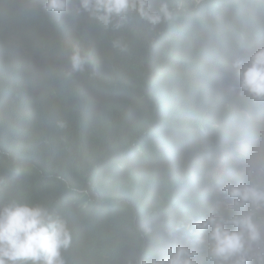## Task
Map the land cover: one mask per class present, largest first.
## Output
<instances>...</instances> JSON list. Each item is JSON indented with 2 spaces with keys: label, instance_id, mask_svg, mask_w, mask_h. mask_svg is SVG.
I'll list each match as a JSON object with an SVG mask.
<instances>
[{
  "label": "trees",
  "instance_id": "1",
  "mask_svg": "<svg viewBox=\"0 0 264 264\" xmlns=\"http://www.w3.org/2000/svg\"><path fill=\"white\" fill-rule=\"evenodd\" d=\"M239 1L255 3L166 0L170 19L130 13L116 28L79 0L61 13L47 0H0V205L18 198L62 219L65 264H142L169 245L196 248L177 225L228 201L219 188L243 166L250 134L238 73L190 85L168 66L173 45L211 33L225 61L246 63L252 51L228 47L219 24L243 17ZM73 51L86 61L79 70ZM254 111L264 118V103Z\"/></svg>",
  "mask_w": 264,
  "mask_h": 264
},
{
  "label": "clouds",
  "instance_id": "2",
  "mask_svg": "<svg viewBox=\"0 0 264 264\" xmlns=\"http://www.w3.org/2000/svg\"><path fill=\"white\" fill-rule=\"evenodd\" d=\"M252 1L254 5L239 1L243 17H224L219 23L228 47L244 50L245 55L252 51L246 63L240 59L225 61L212 33L183 39L172 46L173 62L168 70L178 77L188 76L190 85L238 73L239 88L246 95L249 108L250 134L239 150L243 166L237 169L235 179L219 188L228 201L222 207L210 206L205 214L177 225V230L197 236L198 246L169 245L163 256L149 254L142 264H264V118L257 117L254 111L255 105L264 103V0ZM79 2L104 27L113 25V21L114 27H121L130 13L152 25L172 15L166 0H161L158 9L151 7L150 0ZM47 8L64 12L67 0H47ZM70 62L73 70H79L86 61L73 51ZM70 244L66 223L53 217L47 208L18 198L0 205V264H65L63 251Z\"/></svg>",
  "mask_w": 264,
  "mask_h": 264
},
{
  "label": "rangeland",
  "instance_id": "3",
  "mask_svg": "<svg viewBox=\"0 0 264 264\" xmlns=\"http://www.w3.org/2000/svg\"><path fill=\"white\" fill-rule=\"evenodd\" d=\"M217 165H218V166H217V169H216V170H219V164L217 163Z\"/></svg>",
  "mask_w": 264,
  "mask_h": 264
}]
</instances>
